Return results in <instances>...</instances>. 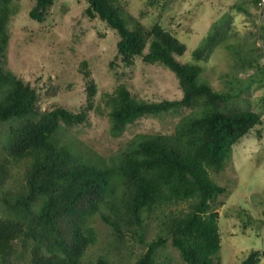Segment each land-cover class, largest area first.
Instances as JSON below:
<instances>
[{
    "label": "trees",
    "instance_id": "trees-1",
    "mask_svg": "<svg viewBox=\"0 0 264 264\" xmlns=\"http://www.w3.org/2000/svg\"><path fill=\"white\" fill-rule=\"evenodd\" d=\"M54 1L36 0L30 17L45 21ZM87 2L85 15L100 18L120 35L117 49L125 65H133L137 56L147 63H162L176 74L183 90L180 99L146 101L120 85L110 112L114 135L147 115L197 104L203 108L199 114L184 116L172 134L142 136L118 163L98 167L55 139L61 127L87 120L97 92L95 81L89 80L88 105L81 111L63 106L44 111L37 104V89L0 62V264H23L28 257L26 264H82L88 248L98 241L90 224L97 214L121 242L130 235L145 245L135 264H157L159 250L169 242L185 264H219L222 232L217 206L228 188L213 173L225 169L235 144L264 125L263 115L234 107V93L215 90L201 80L202 66L180 62L176 56L186 51V44L162 24L146 28L134 19L130 25L120 0ZM254 2L257 6L260 0ZM12 3L0 0V54L9 42ZM233 19L227 13L212 23L209 34L193 50L196 60L209 59L224 43ZM241 62L253 65L245 57ZM86 66L83 73L90 77ZM15 166L23 167V177L10 187ZM110 195L115 199L110 200ZM182 203L188 204V210L161 212L166 219L161 231L147 241L148 219L160 209ZM262 255L252 250L241 264H259ZM92 264L111 261L101 255Z\"/></svg>",
    "mask_w": 264,
    "mask_h": 264
},
{
    "label": "rangeland",
    "instance_id": "rangeland-1",
    "mask_svg": "<svg viewBox=\"0 0 264 264\" xmlns=\"http://www.w3.org/2000/svg\"><path fill=\"white\" fill-rule=\"evenodd\" d=\"M125 20L137 19L146 28L160 23L186 44V51L176 56L182 62L202 66L201 80L215 90L236 95L234 107L260 112L264 119V3L254 0H120ZM36 0H13L15 13L9 25V42L0 54L5 70L30 83L38 91V106L51 110L63 106L79 112L88 105L89 80L97 92L87 120L74 127H61L55 139L90 165L106 167L118 163L124 151L142 136L172 134L180 120L199 114L197 104L160 115H147L129 124L119 135L111 131L110 112L116 89L124 84L139 100L180 99L183 90L176 74L162 63H147L142 56L131 66L118 54L120 35L100 18L85 15L87 0H55L43 22L33 20L29 12ZM240 6L235 7V6ZM230 13L232 31L207 60H196L193 50L209 34L212 23ZM149 50V43L145 53ZM252 60L244 64L241 58ZM90 72L84 75L83 64ZM261 132V134H259ZM23 167L15 166L8 186L23 177ZM228 193L219 197L222 248L216 262L241 264L252 250L263 255L264 264V125L233 146L225 169L213 173ZM122 194V186L118 189ZM109 199H115L110 195ZM188 210L182 203L158 210L148 219L147 241L161 231L165 214ZM90 224L98 234L82 264H92L105 255L111 264H135L146 247L137 238L126 236L121 242L100 214ZM28 258L22 259L26 264ZM157 264H185L180 252L169 242L159 250Z\"/></svg>",
    "mask_w": 264,
    "mask_h": 264
},
{
    "label": "built area",
    "instance_id": "built-area-1",
    "mask_svg": "<svg viewBox=\"0 0 264 264\" xmlns=\"http://www.w3.org/2000/svg\"><path fill=\"white\" fill-rule=\"evenodd\" d=\"M262 3H264V0H262Z\"/></svg>",
    "mask_w": 264,
    "mask_h": 264
}]
</instances>
